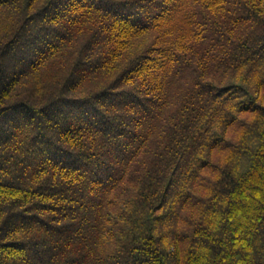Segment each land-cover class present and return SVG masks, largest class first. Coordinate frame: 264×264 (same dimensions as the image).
<instances>
[{"label": "trees", "instance_id": "16d2710c", "mask_svg": "<svg viewBox=\"0 0 264 264\" xmlns=\"http://www.w3.org/2000/svg\"><path fill=\"white\" fill-rule=\"evenodd\" d=\"M0 264H264V0H0Z\"/></svg>", "mask_w": 264, "mask_h": 264}]
</instances>
